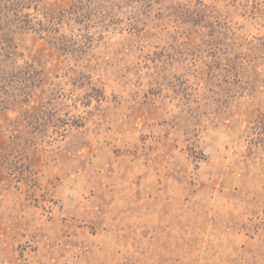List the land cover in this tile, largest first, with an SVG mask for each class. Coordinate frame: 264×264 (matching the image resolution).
<instances>
[{
    "label": "rangeland",
    "instance_id": "obj_1",
    "mask_svg": "<svg viewBox=\"0 0 264 264\" xmlns=\"http://www.w3.org/2000/svg\"><path fill=\"white\" fill-rule=\"evenodd\" d=\"M0 264H264V0H0Z\"/></svg>",
    "mask_w": 264,
    "mask_h": 264
}]
</instances>
